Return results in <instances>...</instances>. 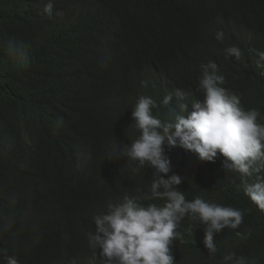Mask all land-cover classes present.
<instances>
[{
	"label": "clouds",
	"instance_id": "1",
	"mask_svg": "<svg viewBox=\"0 0 264 264\" xmlns=\"http://www.w3.org/2000/svg\"><path fill=\"white\" fill-rule=\"evenodd\" d=\"M36 2L44 15L31 14L27 29L37 38L30 62L39 83L26 89L9 74L2 85L25 103L29 101L39 107L47 101H70L79 111L84 95L93 98L103 91L113 109H124L122 124L131 133L123 145L118 144L113 149L111 158L123 157L133 165L116 169L114 173L135 171L144 177L143 189L138 191L145 194L134 196V182L100 171L99 192L106 198L110 191L117 194L101 212L103 214L93 217L95 231L88 235L90 246L98 249V255L103 258L102 264H175L173 255L185 253L187 238L183 235L192 224L204 231L199 250L214 255L217 252L214 235L225 228H239L243 212L200 196L187 200L178 189L179 185L187 183L188 173L180 167L178 172L177 169L173 171L171 153L176 149L192 152L201 161L208 162H215L218 154L223 155L226 158L224 166L240 174L245 195L264 210V175H261L264 173V123L259 122L264 117L260 110H246L239 96L223 86L226 78L219 73L214 61L188 54L185 48L176 47L165 34L153 31L144 23L132 24L133 0H104L94 6L86 4L83 9L79 6L86 0H0V18L21 23L30 10L29 5H37ZM261 2L264 4V0ZM145 3L151 6L158 2L145 0ZM236 5L222 8L220 11L232 18L217 23L222 33L236 27L235 34L229 36L230 47L225 49V56L239 60L241 53L237 47L244 25L237 26L235 19L247 15L249 3L243 6L241 13H234ZM156 12L163 20L173 22L161 5ZM204 14L212 15L213 12ZM67 20L68 25L74 27V36L58 44L48 36L51 26L65 24ZM212 24L207 26L209 33ZM105 27L110 36V51L95 55L82 36L92 28ZM222 33L215 37L221 42ZM122 35L134 37L141 43L121 45L118 40ZM143 43L157 48L168 44L171 65L146 61L141 64L131 52ZM8 50L25 60L22 48L11 39ZM259 55L260 61H264V53ZM11 122L16 127L15 145L7 143ZM58 126L59 123L46 122L41 132L42 140L47 143L46 140L53 139V142ZM33 132L31 120L14 112H11L10 121L0 118V152L7 157L13 152L23 158L21 147L38 144L31 140ZM131 139H134L132 143ZM48 155V146L42 147V156ZM61 160H65L66 165L60 173L52 175L51 180L58 175L62 180L68 168L83 163L78 153L71 151H65ZM7 165L4 163L0 169V257L4 256L5 264H21L22 257L7 255L8 242L20 236L27 220H34L33 228L40 214L27 209L19 193L10 190L13 185L30 186L28 175L32 170L15 166L16 177L1 179ZM82 183L83 175H77L68 181L65 189H72V195L77 194ZM142 200L155 201L145 205ZM185 221L188 222L186 228ZM87 260L92 264L90 257ZM223 261L224 264H247L246 258L235 252L225 255ZM187 262L189 264L190 258L186 256L181 264ZM213 264H222V260Z\"/></svg>",
	"mask_w": 264,
	"mask_h": 264
},
{
	"label": "trees",
	"instance_id": "2",
	"mask_svg": "<svg viewBox=\"0 0 264 264\" xmlns=\"http://www.w3.org/2000/svg\"><path fill=\"white\" fill-rule=\"evenodd\" d=\"M103 1L86 0L79 7L83 9L86 4L94 6V3ZM156 1L158 3L147 6L145 0H133L130 22L137 26L138 22L144 23L153 31L165 34L176 47L185 48L188 54L194 53L202 59L214 61L219 73L226 78L223 86L239 96L246 110L259 109L264 117V61H260L259 55L264 53L263 0ZM246 3H249L247 15L235 19L237 26L244 25L237 47L241 57L239 60L234 56L226 58L225 49L230 47L229 36L235 34L236 27L223 33L219 30L217 21L232 18L220 10L230 4H237L234 13H241ZM36 4L29 5L30 10L21 23L7 22L0 18V118L10 121L11 112H14L30 119L34 130L31 140L38 141L36 146L21 147L20 155L24 159L13 152L8 157L0 152V169L4 163L8 164L2 170L1 179L16 177L15 166L26 171L32 170L28 175L30 186L13 185L10 190L19 193L27 209L40 214V220L36 221L33 228V219L23 224L20 236L8 242L6 253L22 257L21 264H89L88 257L92 264H102L103 258L98 255V249L90 246L88 235L95 231L93 217L103 214L101 212L117 194L110 191L106 198L99 192L100 171L134 182V196L145 194L138 191L143 189L144 177L135 171L114 173L116 169L133 165V162L126 161L123 157L111 158L113 149L118 144L123 145L131 133L122 124L124 109H113L112 102L105 98L103 91L93 98L84 95L80 100L79 111L74 109L70 101H47L39 107L29 101L25 103L19 95L2 85L9 74L26 89L39 83L30 62L37 38L27 29L31 14L44 15L43 9L37 2ZM159 5L171 15L173 22L163 20L158 12L155 13ZM206 12L213 14L206 15ZM211 24L213 28L209 33L207 26ZM217 33L223 34L222 42L215 38ZM48 36L62 44L63 39L74 36V27L68 25V20L62 25L54 24ZM82 37L88 41L93 54L102 55L110 51V36L106 27L92 28ZM10 39L22 48L25 60L18 54L9 52ZM118 43L127 45L141 41L122 35ZM131 56L138 58L141 64L144 61L165 65L172 63L168 44L164 48H157L150 43H143L132 50ZM49 121L59 123L58 134L53 142V139H49L46 143L42 140L41 132L44 124ZM259 122L264 123V119ZM15 134L16 127L11 122L8 144H16ZM44 146H48L47 157L42 156ZM65 151L78 153L83 163L68 168L62 180L59 175L51 180L52 175L60 173L66 165V161L61 160ZM171 155L174 159L173 171L177 169L178 172L180 167L188 173L187 183H182L178 189L187 200L200 196L206 201L231 206L243 212V222L239 228H225L214 235L217 252L212 256L203 249L199 250L202 239L204 240V231L202 227H194L192 224L187 234L183 235L187 238L184 240L185 253L173 255L175 264H181L186 256L190 258L189 264H213L218 260H222L224 264L223 257L230 252L245 257L247 264H264V210L245 195L240 174L224 166L226 158L221 154H218L215 162L201 161L194 153H183L179 149ZM77 175H83V183L79 193L72 195L73 190L65 187ZM153 201L155 200L141 202L146 205ZM187 225L188 222L185 221L184 228ZM0 263L5 264L4 256L0 257Z\"/></svg>",
	"mask_w": 264,
	"mask_h": 264
}]
</instances>
